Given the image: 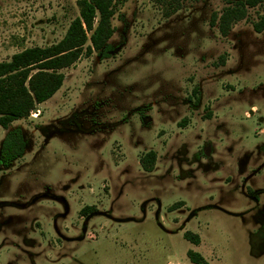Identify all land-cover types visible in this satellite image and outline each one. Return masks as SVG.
<instances>
[{
    "label": "rangeland",
    "instance_id": "obj_1",
    "mask_svg": "<svg viewBox=\"0 0 264 264\" xmlns=\"http://www.w3.org/2000/svg\"><path fill=\"white\" fill-rule=\"evenodd\" d=\"M227 4L183 0L166 17L127 0L110 56L82 57L0 127V151L10 130L26 141L0 159V264H194L189 250L264 264V0L222 36L210 21ZM78 14V0H0V62L60 41Z\"/></svg>",
    "mask_w": 264,
    "mask_h": 264
},
{
    "label": "trees",
    "instance_id": "obj_2",
    "mask_svg": "<svg viewBox=\"0 0 264 264\" xmlns=\"http://www.w3.org/2000/svg\"><path fill=\"white\" fill-rule=\"evenodd\" d=\"M127 0H78L79 14L71 21L65 36L48 46H32L13 54L10 60L0 62V127L9 129L13 122L30 117L39 104L52 98L63 86L64 69L75 65L82 57L99 53L110 56V40L116 32L113 18L117 6ZM166 6L165 16L170 17L182 8L183 0H153ZM222 12H214L210 25L217 27L222 36H228L233 26L248 19L249 9L263 0H227ZM258 33L264 31V6L259 19L253 23ZM26 141L20 128L10 130L2 144L0 159L4 168L24 155ZM156 153L142 157V166L153 171ZM180 203L173 205L177 208ZM83 212L88 214V209ZM185 237L194 244L200 236L190 231ZM187 255L194 264H208L198 251L189 250Z\"/></svg>",
    "mask_w": 264,
    "mask_h": 264
}]
</instances>
